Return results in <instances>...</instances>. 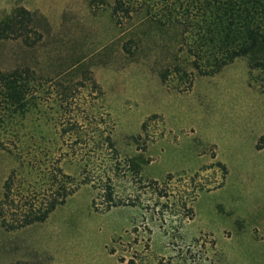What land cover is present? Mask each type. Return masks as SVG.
I'll list each match as a JSON object with an SVG mask.
<instances>
[{
  "label": "rangeland",
  "instance_id": "1",
  "mask_svg": "<svg viewBox=\"0 0 264 264\" xmlns=\"http://www.w3.org/2000/svg\"><path fill=\"white\" fill-rule=\"evenodd\" d=\"M114 2L0 0V18L24 5L52 25L44 43L25 56L15 52L21 50L16 41L0 44V67L26 64L46 73L86 55L106 91L120 154L141 164L143 204L95 210L96 191L82 184L42 222L17 230L0 223V264H156L171 256L179 261V255L186 264H264V151L254 145L264 128V93L249 83L247 57L216 74L197 75L188 91L167 87L160 78L164 64L185 57L175 43L178 28L146 19L145 5H136L131 17L123 12L117 22ZM151 12L162 16L167 10L156 6ZM170 77L172 84L183 80L180 73ZM215 150L212 162L226 164V182L201 191L193 219L179 229L174 212L180 208L162 206L165 198L149 182L162 185L172 173L178 198L184 183L178 176L195 173L204 165L195 168L199 157H213ZM15 165V156L0 146V197ZM61 165L80 175L75 161L65 158ZM220 174L211 168L203 176ZM115 183L119 193L133 185L130 174ZM158 212H172L166 224Z\"/></svg>",
  "mask_w": 264,
  "mask_h": 264
},
{
  "label": "trees",
  "instance_id": "2",
  "mask_svg": "<svg viewBox=\"0 0 264 264\" xmlns=\"http://www.w3.org/2000/svg\"><path fill=\"white\" fill-rule=\"evenodd\" d=\"M136 5L147 6L146 19L178 28L175 43L185 57L182 63L168 60L164 64L160 78L167 87L188 91L197 75L216 74L235 58L245 56L249 83H256L264 93V0H115L112 15L119 22L123 12L131 17ZM156 6L167 13H152ZM51 32L47 16L24 5L0 18V44L16 41L21 49L14 48L18 55L36 49ZM87 59L80 56L46 73L26 64L0 67V128L8 129L0 134V146L16 158L0 197V223L6 230L46 220L82 184L95 189V210L143 204L140 190L146 186L141 164L120 154L106 91ZM172 73H180L183 80L172 84ZM262 141L264 135L257 148L262 147ZM65 158L80 166L78 177L65 171L61 165ZM211 168L221 171L214 180L203 176ZM128 174L132 188L119 193L115 181ZM227 174L226 164L216 160L193 174L180 175L178 179L184 183L178 198L173 195L172 173L162 185L157 180L149 184L165 198L162 206L173 203L180 208L174 212L180 229L193 219L192 205L199 193L222 187ZM158 213L166 224L172 212ZM174 258L160 259L156 264L187 262L186 256L179 255V261ZM129 264L137 262L131 259Z\"/></svg>",
  "mask_w": 264,
  "mask_h": 264
},
{
  "label": "crops",
  "instance_id": "3",
  "mask_svg": "<svg viewBox=\"0 0 264 264\" xmlns=\"http://www.w3.org/2000/svg\"><path fill=\"white\" fill-rule=\"evenodd\" d=\"M257 135H259L258 137L264 135V128H263V130H262L261 132H259ZM258 141H259V139H257V140L255 141L254 145H255V147H256V149H257L258 151L263 152V151H264V143L262 144V147H261V148H257V143H258ZM216 153H217V150H215V155H214L213 157H205L204 159H203V157L200 158V157L198 156L199 159H198V162H197V165H196L195 168H198V167H200L201 165H203V164H205V163H210V162L213 161V159L215 160V159H216ZM234 154H235V153H234ZM219 161H220V160H219ZM221 162H222V161H221ZM223 163H224V162H223ZM225 182H226V181H225Z\"/></svg>",
  "mask_w": 264,
  "mask_h": 264
}]
</instances>
